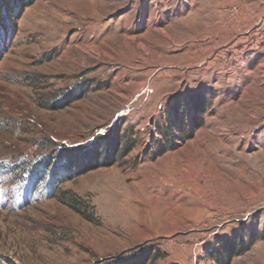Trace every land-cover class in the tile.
<instances>
[{
    "label": "rangeland",
    "instance_id": "obj_1",
    "mask_svg": "<svg viewBox=\"0 0 264 264\" xmlns=\"http://www.w3.org/2000/svg\"><path fill=\"white\" fill-rule=\"evenodd\" d=\"M193 95L204 126L154 158ZM104 138L108 162L56 184ZM241 229L264 232V0H0V264H210Z\"/></svg>",
    "mask_w": 264,
    "mask_h": 264
},
{
    "label": "trees",
    "instance_id": "obj_2",
    "mask_svg": "<svg viewBox=\"0 0 264 264\" xmlns=\"http://www.w3.org/2000/svg\"><path fill=\"white\" fill-rule=\"evenodd\" d=\"M207 102L201 95L190 97V106L182 98L171 107L168 124L165 127L157 128L158 138L154 140L153 157L158 158L169 150H175L179 143L193 138L194 132L204 126L203 116L207 110ZM192 109V112L188 111ZM191 120V124L189 121ZM103 141V142H102ZM115 141H118L116 139ZM115 141L94 139V147L90 150L83 149L76 152L65 150L61 152L63 161L59 164L58 174L55 173V182L59 186L79 176L93 171L112 157L119 146ZM97 145V146H96ZM96 146V148H95ZM46 162L32 169L33 174L43 178L49 171L46 169ZM53 172L51 177L53 178ZM259 240H264V232L259 233L252 230H235L230 236H218L213 244L204 252L203 259L210 264H232L233 261L246 253ZM143 263V262H142ZM145 263V262H144ZM133 264H141L135 262Z\"/></svg>",
    "mask_w": 264,
    "mask_h": 264
},
{
    "label": "bare ground",
    "instance_id": "obj_3",
    "mask_svg": "<svg viewBox=\"0 0 264 264\" xmlns=\"http://www.w3.org/2000/svg\"><path fill=\"white\" fill-rule=\"evenodd\" d=\"M92 50V49H91ZM93 51V50H92Z\"/></svg>",
    "mask_w": 264,
    "mask_h": 264
}]
</instances>
